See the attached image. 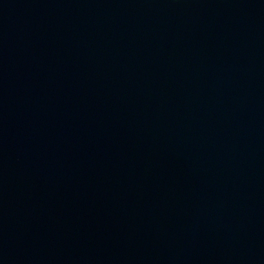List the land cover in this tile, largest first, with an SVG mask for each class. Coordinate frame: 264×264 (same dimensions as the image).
Wrapping results in <instances>:
<instances>
[{"label":"water","instance_id":"water-1","mask_svg":"<svg viewBox=\"0 0 264 264\" xmlns=\"http://www.w3.org/2000/svg\"><path fill=\"white\" fill-rule=\"evenodd\" d=\"M0 264H264V0H0Z\"/></svg>","mask_w":264,"mask_h":264}]
</instances>
